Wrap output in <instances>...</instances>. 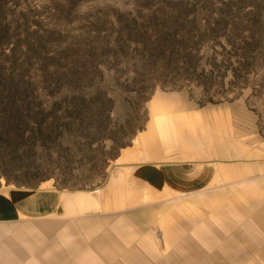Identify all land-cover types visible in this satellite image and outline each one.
I'll use <instances>...</instances> for the list:
<instances>
[{"label": "rangeland", "instance_id": "obj_1", "mask_svg": "<svg viewBox=\"0 0 264 264\" xmlns=\"http://www.w3.org/2000/svg\"><path fill=\"white\" fill-rule=\"evenodd\" d=\"M263 198L264 0H0V264H258Z\"/></svg>", "mask_w": 264, "mask_h": 264}, {"label": "crops", "instance_id": "obj_2", "mask_svg": "<svg viewBox=\"0 0 264 264\" xmlns=\"http://www.w3.org/2000/svg\"><path fill=\"white\" fill-rule=\"evenodd\" d=\"M69 193L71 194V193H75V192H69ZM38 194L39 193L37 191L25 192V193L23 192L20 195H18V192H16V194L14 196L15 204L17 206L22 207V208H26L30 205V202H33V200L35 199V196H37ZM65 194H67V193L61 192L59 194H55V193L50 192L46 196V198H44L43 202L49 203V204L50 203L55 204L56 206H58L59 212L63 211L65 216H72L73 214H77L79 212H82V213L86 212V210H79V209H75V208L72 209V208H67L66 206H64L62 203V200H63V196ZM24 195L28 196L27 197L28 199H26ZM30 200H32V201H30ZM35 205H36V203H35ZM256 205H257V221H256V224L258 226L256 228V230L260 231L262 233L261 239L263 240V242L259 244L260 249H261V253H259V255H257L258 258L256 259L257 263L260 264L261 259L262 258L264 259V198L262 199L261 204H260V202H257ZM241 230H243V229L241 228ZM259 238H260V236H259ZM249 260L251 263L252 262L251 258ZM261 264H264V261H262Z\"/></svg>", "mask_w": 264, "mask_h": 264}]
</instances>
